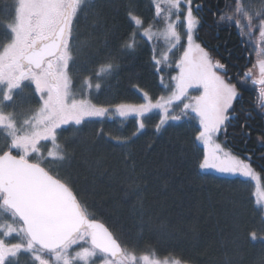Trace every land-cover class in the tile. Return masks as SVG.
Masks as SVG:
<instances>
[{
	"label": "trees",
	"instance_id": "obj_1",
	"mask_svg": "<svg viewBox=\"0 0 264 264\" xmlns=\"http://www.w3.org/2000/svg\"><path fill=\"white\" fill-rule=\"evenodd\" d=\"M16 2L0 0V47L9 36L7 25L14 19ZM206 4L196 12V39L226 65L227 76L236 83L252 67L254 53L242 44L245 38L235 26L218 22L233 0ZM129 13L139 16L144 26L161 25L151 0H95L78 19L83 45L71 73L73 88L87 86L85 77H91L89 94L97 105L139 104V90L154 100L164 94L152 44L140 37ZM134 29L135 47L127 49L124 45ZM109 63L116 65L113 71L94 75ZM173 72L161 71L166 79ZM98 83L101 87L93 89ZM239 87L234 117L218 140L241 158L249 156L264 184V111L259 107L264 100L260 102L258 88ZM158 122L156 114L145 117L140 132L134 119L67 126L59 131L58 142L66 146L68 159L45 166L67 180L90 215L136 255L184 264H259L264 239L252 241L249 233L264 237V221L249 182L199 169L203 148L195 140L198 126L181 122L157 131ZM109 137L130 140L117 145ZM46 145L47 151L51 143Z\"/></svg>",
	"mask_w": 264,
	"mask_h": 264
},
{
	"label": "snow or ice",
	"instance_id": "obj_2",
	"mask_svg": "<svg viewBox=\"0 0 264 264\" xmlns=\"http://www.w3.org/2000/svg\"><path fill=\"white\" fill-rule=\"evenodd\" d=\"M85 0H18L13 22L7 25L9 36L0 47V131L6 143L0 147V210L10 215V221L0 222V264H18V256L24 251L31 254L35 264H161L143 254L124 247L115 234L90 215L87 207L78 199L67 180L53 174L45 165L50 161L68 159L66 146L59 144V131L66 126L81 125L87 120L135 117L137 132L145 129V117L159 111L156 130L169 121H180L189 113L198 120L195 140L203 152L198 164L201 170H213L231 176L256 180L257 174L249 158H241L218 142L219 135L234 117L233 102L241 94L240 85L256 76L252 82L259 85V95L264 97V0H233L218 22H231L238 30L242 44L255 41L256 60L252 67L236 82L227 76L226 65L214 60L210 52L196 42L195 32L200 23L194 14V0H154L155 13L167 8L164 35L182 52L170 62L169 54L163 59L153 56L157 70L162 63L169 64L175 75L164 85L170 89L167 97L153 98L143 92L139 104L103 106L89 99L76 98L70 72L74 60L72 40L74 20ZM175 15V19H169ZM137 28H143L139 16L129 13ZM183 19L186 33L178 30ZM231 26V25H229ZM152 25L143 35L150 41ZM134 29L127 49L135 47ZM183 41V43H182ZM116 65L109 63L94 75L111 72ZM258 70V76L257 72ZM91 77L84 83L91 87ZM31 85L38 96V107L17 111L16 94ZM101 85L98 83L96 88ZM190 90L199 95H190ZM187 101V102H185ZM183 105L181 114L170 115L176 103ZM13 106L11 111H7ZM264 111V104L259 105ZM136 135V133H133ZM117 145L127 144L128 137H109ZM42 142H50L55 150H43ZM264 193L258 204L264 208ZM264 221V211L261 212ZM15 235L16 242L8 237ZM252 241L264 239L256 231L249 233ZM96 258V259H94ZM167 264V262H165ZM171 264H181L176 259ZM259 264H264L262 258Z\"/></svg>",
	"mask_w": 264,
	"mask_h": 264
},
{
	"label": "rangeland",
	"instance_id": "obj_3",
	"mask_svg": "<svg viewBox=\"0 0 264 264\" xmlns=\"http://www.w3.org/2000/svg\"><path fill=\"white\" fill-rule=\"evenodd\" d=\"M94 1L95 0H85V3L81 6V9L79 11L78 16L74 20V31H73V40H72V51H73V54H74V60L71 63V69H70L71 73H73V71L75 69L74 66L76 65L75 60H76V53H77L78 47L82 48V45H83V43H81L79 41V38H80L79 34L80 33H79V27H78V22H79L78 19L80 17V14L82 13V11H84V8L86 6H89L90 4H92ZM151 1H152L153 5H154V0H151ZM260 2H261V0H257V2H255V3L259 4ZM17 6H18V0L16 2V7ZM161 6H162V8H164V13L161 16H157L156 15L157 19L160 20L161 25H159L157 27H152V29H151L152 39L149 41L148 38L143 35L144 29L148 28V26H144V23H143V28H137V30L139 31L140 37L146 39L148 42H150L152 44V47L154 49V56L157 59H161L162 60L164 55L167 53V54H169L171 64L174 65L175 59L179 57V55L181 54L183 49L180 48L179 46H177V49L175 51H173V49H172V43L173 42L170 41V38H167L164 35V31H165V27H166L165 17L167 16V8H166V6L163 3H161ZM194 14H195V12H194ZM169 19L174 20L175 19V15L171 16ZM13 20L11 22H13ZM11 22H9V23H11ZM178 30H180L182 32V34L186 33V29H184V27H183V19H182V17H181V21L179 22V25H178ZM257 37H258V32H257V36L253 37V43L250 44V47H251V49H252V51L254 53V56H255L254 57L255 58L254 59V63H255V60H256V55H255L256 48H255L254 45H255V41H256ZM195 38H196V32H195ZM196 42L199 43L197 41V39H196ZM182 43H183V41H182ZM166 69L167 70H169V69L173 70V68L170 67L169 64L162 63L161 66H160L159 72H160L161 78H163L164 85H167L170 82V78L166 79L164 77V75L161 73L162 70H166ZM176 71H178V70H176ZM256 72H257V76H258V70H256ZM173 74L175 75L176 72L174 71L172 73V75ZM108 75H110V74H108ZM254 79H256V76H254L251 79H249L250 82H247V84L242 85V86L244 88H251V89L252 88H257V86H255V84H253V82H252ZM233 83H235V82H233ZM94 87L95 88H93V89L97 90L96 86H94ZM89 90H90V88L88 87V85L85 86V87L77 88V89L73 88V91H75L76 94H77L76 95L77 99H80V98L89 99L92 103H94L92 101L91 97H90V94H89L90 91ZM138 92L142 96L141 91L139 90ZM189 94L193 95V96L194 95H199V91L190 90ZM163 95L166 96V97L168 95H170V89L169 90H165V88H164V94ZM236 99L234 100L233 105H234ZM153 101H155V100L153 99ZM142 102H144V101H142ZM185 102H187V101H185ZM13 106H17V111H25V112L28 109H35L36 107H38V96H36L34 94V88L30 84L27 87H25L23 92H19V91L17 92V94H16V105H13ZM13 106H9L7 111H11ZM182 110H183V105L177 102L175 104V106H174V110H171L169 114L170 115H178V114L182 113ZM152 114H156L158 116V118L160 119L158 110H154L150 115H152ZM105 118H108V117H105ZM111 119H114L117 122L120 121V123H122V122L130 120V119H134L135 120V117L121 118L119 116L114 115ZM93 120H95V119H93ZM181 122H185V123H188V124H193L194 126H198V120L195 119V114L191 113V112L189 113V115L187 117L182 118L180 121H169L166 125L177 124V123H181ZM73 125L74 124H72L70 126H73ZM166 125H164V126H166ZM75 126H77V125H75ZM161 127H163V126H161ZM218 142H219V140H218ZM5 143H6L5 135H4V133L2 131H0V147H2ZM46 143H48V142H42L43 150L45 151V153L47 152L46 151V146H47ZM197 143L200 145V147H202L200 142H197ZM50 146H51L50 147L51 149L55 150V146L54 145L51 144ZM227 150H229V149H227ZM53 162L55 164L56 163L57 164H61L60 162H62V161H50V163H48V165L54 164ZM253 169H254V171L257 174V179L256 180L248 179V178L241 177V176H235V177H240V178H242L244 180H247L249 182V184L251 185V187L253 189L254 199L256 201L257 206L260 208L261 211H264V208H262V205L257 203V201L260 199V194L264 193V184L262 183V180H261V177H260L259 173L256 171V169L254 167H253ZM203 171L210 172V173H213V174L219 175V176H231V175L220 174V173H217V172H215L213 170H203ZM262 203H264V202H262ZM10 219L11 218H10V215L8 213H5V212H3V210H0V222H4L5 220H9L10 221ZM11 237H12L13 240L14 239L15 240L18 239L15 235H13ZM147 255H149L152 259L159 260L161 262V264H165V262H167V264H171V262L173 260H175V259H160V258H157L154 255H151V254H147ZM137 256L139 257V255H137ZM94 259H96V258H94ZM19 263H22V264H35L34 260L31 257V254L27 253V252H24V251H22L19 254V256H18V264ZM96 264H99V259H96ZM139 264H143V262L141 261V262H139ZM181 264H184V263L181 262Z\"/></svg>",
	"mask_w": 264,
	"mask_h": 264
},
{
	"label": "flooded vegetation",
	"instance_id": "obj_4",
	"mask_svg": "<svg viewBox=\"0 0 264 264\" xmlns=\"http://www.w3.org/2000/svg\"><path fill=\"white\" fill-rule=\"evenodd\" d=\"M226 2H227V1H226ZM195 5H200L199 9L196 10V11H195V7H194V12H195V14H196V12L198 13V11H199V13H201V12L203 11L204 7L207 5V4H206V0H194V6H195ZM197 17H198V16H197ZM225 23H227V22H225ZM229 25H233V26H234V24L231 23V22H228L227 25H223V26H229ZM255 85H257V84H255ZM258 87H259V85H257V88H258ZM258 92H259V88H258ZM260 99H261L260 102L264 100L263 97H261V96H260ZM246 158H247V157H246ZM8 239H9L10 242H16V240H15V239L13 240L11 236L8 237ZM19 264H22V263H19Z\"/></svg>",
	"mask_w": 264,
	"mask_h": 264
},
{
	"label": "water",
	"instance_id": "obj_5",
	"mask_svg": "<svg viewBox=\"0 0 264 264\" xmlns=\"http://www.w3.org/2000/svg\"><path fill=\"white\" fill-rule=\"evenodd\" d=\"M195 11H196V9H195ZM247 158H249V156H247ZM250 160H251V158H250Z\"/></svg>",
	"mask_w": 264,
	"mask_h": 264
}]
</instances>
